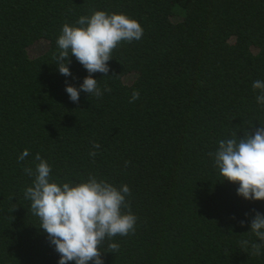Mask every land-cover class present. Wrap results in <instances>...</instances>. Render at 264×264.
<instances>
[{
    "label": "trees",
    "instance_id": "16d2710c",
    "mask_svg": "<svg viewBox=\"0 0 264 264\" xmlns=\"http://www.w3.org/2000/svg\"><path fill=\"white\" fill-rule=\"evenodd\" d=\"M96 10L135 19L143 36L113 50L108 76L92 74L102 96L74 103L66 84L88 73L70 54L60 74L56 41ZM256 80L264 0H0V264H58L24 196L37 153L58 184L94 175L129 187L135 231L104 241L103 264H264V247L254 256L240 243H259L250 223L264 200L237 195L208 155L264 126Z\"/></svg>",
    "mask_w": 264,
    "mask_h": 264
},
{
    "label": "clouds",
    "instance_id": "9594fccd",
    "mask_svg": "<svg viewBox=\"0 0 264 264\" xmlns=\"http://www.w3.org/2000/svg\"><path fill=\"white\" fill-rule=\"evenodd\" d=\"M142 36L141 25L122 13L109 14L96 10L90 16H80L76 25L65 23L56 41L59 52L54 59L58 71L66 77L71 75L67 66L71 62V54L88 73L79 89L66 84L65 91L70 100L78 103L80 91L88 96H102L98 80L92 74L99 72L108 76V62L112 59L113 50L122 41L140 40ZM252 88L259 90L256 101L264 105V81H254ZM104 91L111 92L112 89L106 85ZM138 98L139 91L134 90L129 102H135ZM91 143L93 149L100 148L95 141ZM96 154L94 150L89 152L91 157ZM28 155L29 151L25 149L19 155L18 162ZM208 155L213 158L214 167L219 170L223 180L239 185L237 195L245 200H264V126L254 132L245 130L241 138L234 133L232 138L220 140L218 149ZM35 160L38 161L35 170L24 168L28 176L34 177L32 186L26 188L24 196L30 200L32 214L39 218L40 228L47 233L59 254L58 264H68L70 261L74 264H103L100 247L104 241L135 231L137 217L126 200L130 195L129 187L121 185L118 189L104 179L97 180L94 175L80 183L69 181L58 184L50 180L51 166L39 153ZM240 224L243 226L244 221H240ZM250 231L259 243L248 240L240 243L244 248L250 244L251 254L258 256L264 247V215L255 212ZM107 247L112 252L119 249L117 243H109Z\"/></svg>",
    "mask_w": 264,
    "mask_h": 264
}]
</instances>
